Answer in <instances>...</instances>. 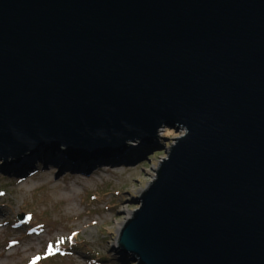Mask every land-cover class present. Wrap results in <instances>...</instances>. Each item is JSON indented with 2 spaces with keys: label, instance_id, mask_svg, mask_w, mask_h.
I'll return each instance as SVG.
<instances>
[{
  "label": "water",
  "instance_id": "water-1",
  "mask_svg": "<svg viewBox=\"0 0 264 264\" xmlns=\"http://www.w3.org/2000/svg\"><path fill=\"white\" fill-rule=\"evenodd\" d=\"M163 126L185 133L120 252L264 264V0H0L4 163L61 146L107 156Z\"/></svg>",
  "mask_w": 264,
  "mask_h": 264
},
{
  "label": "rangeland",
  "instance_id": "rangeland-1",
  "mask_svg": "<svg viewBox=\"0 0 264 264\" xmlns=\"http://www.w3.org/2000/svg\"><path fill=\"white\" fill-rule=\"evenodd\" d=\"M184 133L163 126L157 139L130 142L109 158L94 156L86 167L50 160L67 156L63 146L36 150L41 156L30 163L29 155L13 163L0 158V264H137L114 244L116 228L139 207L138 197L155 179L172 138ZM116 154L122 155L111 158ZM19 214L27 216L25 222Z\"/></svg>",
  "mask_w": 264,
  "mask_h": 264
},
{
  "label": "bare ground",
  "instance_id": "bare-ground-1",
  "mask_svg": "<svg viewBox=\"0 0 264 264\" xmlns=\"http://www.w3.org/2000/svg\"><path fill=\"white\" fill-rule=\"evenodd\" d=\"M65 150H66V149H65ZM36 154H37V156L39 155V157L41 156L40 153H36ZM36 154H33L32 156H29L28 158H25V160L27 159V161H29V163H30V161L32 160L33 157H35L34 155H36ZM118 155H122V154L112 155L111 158H112V157H115V156H118ZM101 157H102V156H101ZM109 157H110V156H105V158H109ZM41 158H42V157H41ZM93 158H94V159H93ZM90 159H92L93 161L96 160V158H95L94 156H92L91 158L89 157L87 160H84V161H82V160H80L79 158H76V157H72V158H70V157L65 156V155H61V156H60V155H59V156H54V155H52V156H50V160L54 161L55 163L60 164L61 166H62V165H65V166L68 167V168H72V167H73V168L86 167V166L90 163ZM27 161H26V162H27ZM130 215H131V213L128 212V213L126 214L124 220H122L121 222L118 223V226H117V228H116L117 236H116V238H115V242H114V244L116 243V240H117V237H118V235H119V232H120L121 227L124 226L125 221H126L127 219H129ZM10 245H11V244H10Z\"/></svg>",
  "mask_w": 264,
  "mask_h": 264
},
{
  "label": "trees",
  "instance_id": "trees-1",
  "mask_svg": "<svg viewBox=\"0 0 264 264\" xmlns=\"http://www.w3.org/2000/svg\"><path fill=\"white\" fill-rule=\"evenodd\" d=\"M149 149H151V147L146 148V150H149Z\"/></svg>",
  "mask_w": 264,
  "mask_h": 264
},
{
  "label": "snow or ice",
  "instance_id": "snow-or-ice-1",
  "mask_svg": "<svg viewBox=\"0 0 264 264\" xmlns=\"http://www.w3.org/2000/svg\"><path fill=\"white\" fill-rule=\"evenodd\" d=\"M49 247H51V245H49Z\"/></svg>",
  "mask_w": 264,
  "mask_h": 264
}]
</instances>
